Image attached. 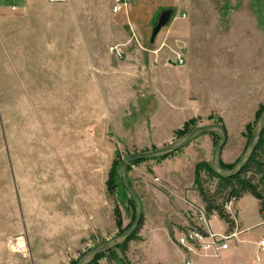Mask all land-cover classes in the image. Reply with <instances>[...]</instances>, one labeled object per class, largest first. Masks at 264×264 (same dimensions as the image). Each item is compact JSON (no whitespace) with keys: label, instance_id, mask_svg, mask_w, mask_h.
Here are the masks:
<instances>
[{"label":"rangeland","instance_id":"obj_1","mask_svg":"<svg viewBox=\"0 0 264 264\" xmlns=\"http://www.w3.org/2000/svg\"><path fill=\"white\" fill-rule=\"evenodd\" d=\"M121 4L114 14L113 0L59 4L30 0L22 6L0 0V264H77L83 253L133 222L135 205L116 176L118 165L131 154L158 149L141 147L151 113L160 116L159 125L167 110L161 106L164 98L186 99L176 86L161 83L165 75L170 81L184 79V67H169L165 59L185 51L181 42L170 43L166 36L150 43L162 12L171 9V17L184 19H219L218 31L191 37L193 48L214 49L203 55L208 66L226 60V17L264 19V0H122ZM132 16L143 40L127 22ZM252 40L263 48L244 53L242 59L261 64L264 31ZM237 43H242L240 38ZM206 68L197 66L193 74L198 78ZM210 75L214 74L207 73L208 81ZM197 88L194 83V93ZM192 106L184 101L177 111L188 116ZM209 116L196 117V127L214 124L217 117ZM175 138L174 133L172 141ZM146 161L150 159L127 166L143 215L150 207L143 179L149 178L138 172V166ZM216 185L212 177L204 180L209 193ZM222 202L216 200L217 205ZM253 208L246 203L247 214ZM138 229L133 241L140 240ZM263 232L261 226L256 233ZM156 241L148 254L168 258L173 247L162 231L156 233ZM118 247L94 264H139L138 251L131 249L129 256ZM184 252L190 261L201 253Z\"/></svg>","mask_w":264,"mask_h":264},{"label":"crops","instance_id":"obj_2","mask_svg":"<svg viewBox=\"0 0 264 264\" xmlns=\"http://www.w3.org/2000/svg\"><path fill=\"white\" fill-rule=\"evenodd\" d=\"M2 1L11 6H22L30 0ZM49 1L59 4L65 0ZM184 18L171 17L170 21L156 35L154 43L160 37L166 36L168 42H181L184 45L185 63L180 66L184 67V79L170 81L165 75L162 76L161 83L167 86L169 84L171 87L176 86L175 90L180 91V94L184 95L187 100H178L175 96L170 95L164 98L163 102L161 101V106L167 107V110L159 123L160 126L157 123L160 116L156 112L151 113L148 120L149 127H145L144 136L140 137L143 143L141 147L161 148L172 141L174 133L181 129L185 122L192 118H204L212 114L222 119L226 129L227 140L222 149L220 161L224 164H235L245 148L246 142L243 136L245 127L254 120L258 110L257 105L264 100V57H262L261 64L247 61L246 57V60L242 59L244 53L256 52L263 48L260 41H255V45H253L252 38L261 37L262 31H264V24H262L264 19L226 17L225 31L228 37L224 48L226 60L224 59L223 62L211 61L213 65L208 66L207 62L203 63L207 58L203 55H210L214 49L211 51L208 46L193 48L191 37L202 31H218L220 29L217 24L219 19L216 20L217 17ZM127 22L136 36L138 26L135 18L128 17ZM138 32L143 40L144 33L142 34L140 30ZM239 38L242 41L241 44L237 43ZM169 48L173 50V48ZM180 48L182 47L179 46L177 49L180 50ZM194 54H200L201 57L197 58ZM168 59H173V55L168 56L165 60ZM166 65L179 67L167 63ZM197 66L207 67L204 74L202 73L198 78L193 74ZM208 72L214 74L210 75V81L206 77ZM194 83L198 86L195 93ZM184 101L193 105L194 108L192 114L188 116L177 111ZM216 141L217 137L212 134H203L166 159H150L138 166V172L149 178L143 179L144 186L142 187L148 191L150 207H146V211L144 210V222L138 235L140 240H132L126 255L130 256L133 251H138L139 264H180L186 259L185 252L172 242V232L175 231L174 235H176L186 226L184 200L201 202L194 185L195 170L196 166L200 164L202 165L201 179L211 178L207 175L206 168L210 164ZM246 203L254 206L251 214H247ZM236 209L238 234L229 241L228 249L223 251L220 256L204 252L194 254L191 256L192 264H264V248L259 245V242L264 240V234L256 233L261 226H264V220H262L264 215L260 212L258 200L246 194L237 200ZM211 224L214 231L219 234L233 230L218 217H214ZM158 231H162L166 242L173 247L171 255L166 259L149 255L157 243L156 233Z\"/></svg>","mask_w":264,"mask_h":264},{"label":"water","instance_id":"obj_3","mask_svg":"<svg viewBox=\"0 0 264 264\" xmlns=\"http://www.w3.org/2000/svg\"><path fill=\"white\" fill-rule=\"evenodd\" d=\"M171 16H172L171 9L161 13L160 17L158 18L155 26L151 31L150 43H154L156 35L160 31V29L170 21ZM263 131H264V109L254 124L252 136L250 138L247 147L244 149V151L242 152L241 156L239 157L238 161L235 163L233 168L229 170L223 169L220 165V155L224 145L226 144L227 136H226V132L222 129V127L217 124L195 127L188 133L176 137L170 144H168L163 148H158L146 152H136L134 154L127 156L118 165L117 177L120 184L124 188L125 192L134 202L135 218L133 222L130 224V226L127 227L123 232L83 253L78 259L77 264H91L98 255L106 253L109 250H112L125 243L130 238V236L139 228L140 222L143 217V205L138 195L132 189L128 179L127 166L131 161L162 158L171 153L177 152L178 150L187 146L188 144H190L192 141H194L203 134L214 133L219 136L220 140L212 152L210 167L218 177L227 179L238 175L241 172V170L244 168V166L248 163V161L251 159L253 155L256 146L259 143Z\"/></svg>","mask_w":264,"mask_h":264},{"label":"trees","instance_id":"obj_4","mask_svg":"<svg viewBox=\"0 0 264 264\" xmlns=\"http://www.w3.org/2000/svg\"><path fill=\"white\" fill-rule=\"evenodd\" d=\"M264 109V103L259 106L256 115L255 120L253 123H248L245 127V130L243 132V136L246 139L245 148L247 147L250 138L252 136L253 127L258 119L259 115ZM213 115H210L208 119H212ZM198 118H192L184 123L183 127L175 132V136L179 137L182 136L192 129H194L197 126ZM214 124L220 125L222 129L226 132L225 126L223 124V121L221 118L217 117L216 122ZM214 137H217V141L215 142L214 146L217 145L219 136L217 134L211 133ZM244 148V149H245ZM173 153L169 154L172 155ZM167 155V156H169ZM167 156H164L162 158H165ZM161 159V158H160ZM137 161V160H135ZM134 162V161H133ZM220 165L223 169L229 170L233 168L235 164H224L220 161ZM202 165H197L195 170V179H194V185L195 188L201 198L202 203L206 207L207 211L209 213L215 211L216 214L219 216L221 220H224L231 228V224L227 217L223 214L222 208L220 205L216 204V200H226L229 198H236L237 200L240 199L242 196L248 194L253 196L255 199L258 200L259 206H260V212H264V131L260 137L259 143L256 146L253 155L251 159L248 161V163L244 166V168L241 170V172L231 178H220L218 177L211 167L207 165V175L209 177H212L217 180V185L213 193H209L204 188V180L201 179V168ZM128 169V167H127ZM117 176V173H116ZM133 202V201H132ZM134 203V202H133ZM116 221L118 223V226L120 225V217L119 215L116 216ZM143 224V218L140 222L139 228ZM139 229H137L130 238L120 245L118 249H120L122 252L125 253L127 243L131 240L135 239V234H137ZM105 255V253L98 255L95 260L91 263L94 264L95 261ZM74 264V263H73Z\"/></svg>","mask_w":264,"mask_h":264},{"label":"built area","instance_id":"obj_5","mask_svg":"<svg viewBox=\"0 0 264 264\" xmlns=\"http://www.w3.org/2000/svg\"><path fill=\"white\" fill-rule=\"evenodd\" d=\"M113 1L114 5L112 12L117 14L121 9L122 0ZM166 63L175 66H183L185 63L184 55L180 52L175 53L173 59H168ZM184 203L186 205L187 223L186 226L176 234L175 238L177 245L186 252H210L213 255L219 256L228 248L229 241L238 234L237 210L235 208L237 199L229 198L221 203L222 212L229 220L231 228L233 229L231 232L223 234H219L213 230L211 220L214 215H217L215 211L209 213L204 204L193 200L186 199ZM259 245L261 248H264V240H261ZM183 264H191V261L186 259Z\"/></svg>","mask_w":264,"mask_h":264}]
</instances>
